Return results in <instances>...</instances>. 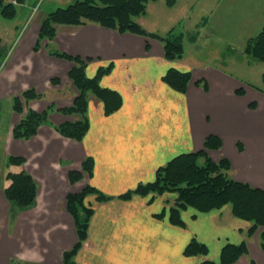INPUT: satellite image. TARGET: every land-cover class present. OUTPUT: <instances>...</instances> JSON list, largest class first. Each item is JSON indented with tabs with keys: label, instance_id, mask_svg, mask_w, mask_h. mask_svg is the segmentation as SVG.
<instances>
[{
	"label": "crops",
	"instance_id": "crops-1",
	"mask_svg": "<svg viewBox=\"0 0 264 264\" xmlns=\"http://www.w3.org/2000/svg\"><path fill=\"white\" fill-rule=\"evenodd\" d=\"M34 6L27 0L19 8ZM168 10L175 14L160 9L150 27L143 20L146 14L138 23L159 35L170 30L183 35L184 55L175 61L165 58L161 43L154 39L92 23L56 25L54 38L48 43L41 41L35 51L40 21L23 34V23H13L17 15L11 20L0 15V47L7 53L0 67V264H60L62 253L77 241L65 199L68 192L84 188L77 191L80 182L109 199L85 198L93 212L75 264L218 262L223 245L242 241L247 253L233 264H264L258 239L247 236L250 223L235 218L229 205L206 213L187 208L180 213V226L168 219L176 198L173 193L120 197L140 184L153 182L157 170L176 156L203 151L209 136L220 143L219 149L206 150L209 158L214 162L225 158L231 179L264 191V92L243 84L222 67L187 55L191 50H186L187 43L196 45L207 21L201 16L186 24L187 8ZM49 48L86 60L88 78L110 66L98 83L121 97L120 107L105 114L102 102L87 95L89 126L81 141L56 131V126L70 120L56 108L70 106L77 95L67 75L75 64L50 55ZM170 69L190 73L184 91L163 80ZM29 88L42 96L30 101L29 108L37 112L49 105L51 108L47 109V123L34 137L16 140L11 131L20 115L12 109V97ZM11 156L25 161L14 167L15 171L24 170L37 183L35 203L26 209L11 206L3 193ZM86 158L93 160L91 176L84 175L62 190L57 188L58 174L81 170ZM71 187L75 189L68 191ZM61 216L68 231L54 230ZM192 238L207 246L206 256L184 255Z\"/></svg>",
	"mask_w": 264,
	"mask_h": 264
},
{
	"label": "trees",
	"instance_id": "trees-1",
	"mask_svg": "<svg viewBox=\"0 0 264 264\" xmlns=\"http://www.w3.org/2000/svg\"><path fill=\"white\" fill-rule=\"evenodd\" d=\"M151 1L156 0H73L66 7L56 8L43 17L39 24L34 50H38L41 41H50L54 38L56 25L92 23L119 33L128 32L154 39L161 43L167 60H179L184 55L182 34L174 33L173 30L164 35L148 32L135 20L146 13L147 3ZM26 3L27 0H0L1 17L7 20L15 18L19 7ZM166 4L172 7L175 0H166ZM48 52L52 56L75 64L68 71V77L77 95L70 107L62 108L60 111L66 116L77 115L80 119L64 122L56 126V131L65 138L81 141L89 126L86 118L88 94L94 95L102 102L105 114L114 112L121 105V97L116 91L102 88L98 83V78L107 74L110 66L99 69L94 78H88L84 71L86 60L52 48H49ZM243 53L254 62H264V28L246 42ZM5 55L6 51L0 47V67ZM189 79V72H180L176 69H170L163 78L169 86L178 91L185 90ZM262 80L264 82V75ZM40 98L41 96L31 88L13 98L12 109L20 115L19 121L12 127L13 139L27 140L34 137L39 127L47 123L46 110L42 112L31 108L24 110L30 101ZM219 147L218 138L207 137L203 151L176 156L157 170L153 182L140 184L120 197L128 199L132 195L173 193L176 198L168 211V219L172 224L180 226H183L180 213L187 208L206 213L229 205L235 218L250 223L246 231L248 237L259 231V247L264 251V191L231 179L227 174L229 163L225 158H221L218 162L212 161L206 150H217ZM200 160L203 162L200 163ZM24 162L23 158L17 156H11L8 159V164L16 168L21 167ZM92 166L93 160L86 158L81 164V170L68 172L69 183L73 185L79 182L84 175L89 178ZM5 178L8 184L3 188V193L11 206L16 209H26L35 203L37 183L30 174L18 169V171H9ZM88 195H95L97 201L109 199L91 185H86L79 192L67 194L66 211L73 220L77 241L71 250L63 253L62 264H75V254L86 238L89 219L93 212L92 208L85 203ZM246 253L245 241L239 244L228 242L221 248L218 262L204 260L199 264H233ZM207 254V246L196 238H192L184 249V255L187 257Z\"/></svg>",
	"mask_w": 264,
	"mask_h": 264
},
{
	"label": "rangeland",
	"instance_id": "rangeland-1",
	"mask_svg": "<svg viewBox=\"0 0 264 264\" xmlns=\"http://www.w3.org/2000/svg\"><path fill=\"white\" fill-rule=\"evenodd\" d=\"M36 1L37 0H32V2L35 3L34 7H36ZM39 1L40 3L35 10L34 8L24 10H22V8H19L17 17L15 18V21L13 23H18V21H21V24H24V26L23 24L20 26L22 28L23 34L27 33L35 23L41 21L47 13L55 10L56 8L66 7L68 4L73 2V0ZM182 7L187 8L189 14L188 16L184 17L183 20L184 22H186V24H192L196 19L199 20L201 16H203L202 18L207 21L203 30L201 31L199 40L196 43L197 46L192 45L191 43H187L186 50L189 47L191 48L187 55L192 54L194 56H197L201 60L205 61L204 63L208 65L222 67L224 71L244 81L243 84L250 85L252 89L257 90L260 93L261 91L264 92V82L262 80V77L264 75V62H254L243 53L246 42L250 38L257 35L264 28V0H175V4L172 7L167 6L166 0L151 1L147 3L148 9L146 10V15L144 14L145 18L143 19L146 23V27H150V25L153 23L152 18L155 12H161L160 9L165 12H172L168 9H178L179 11ZM24 12H27L25 16H23ZM172 14L175 13L172 12ZM142 17L143 16H139L138 18H135V20L138 22V20H141ZM1 19L2 18L0 17V20ZM202 25L204 24L202 23ZM37 28H39V26ZM196 35L197 34H195L194 36ZM44 41L46 40H43V42ZM15 96H18V94ZM251 107H254V105H252ZM28 108L29 105H26L24 107V110ZM49 108L50 105L45 107L43 111H47V109ZM56 111L59 112L60 109L56 108ZM67 117L70 118V120H68L70 122L74 121L75 119H80V117H78L77 115L72 114H69ZM6 167L7 166L5 165V168ZM9 167L10 166L7 167L6 171H9L8 169H11L10 171H15L14 167ZM67 176L68 173L67 175L65 173H62L58 174V177H56V180L58 181L57 188L59 187L60 190L64 189V187L70 184L68 182L69 180ZM86 185L89 184L87 183ZM86 185L84 184V182L77 183V191H79ZM73 188H69L68 191ZM60 212H62V210ZM60 219L61 223H54V230L62 229L64 231H68L69 226L65 223L66 220L63 216H61ZM56 221V217H54L53 222ZM258 237L259 231L257 230L253 234V238L258 239L259 243ZM72 247L67 249L66 251L71 250ZM60 264H62V258Z\"/></svg>",
	"mask_w": 264,
	"mask_h": 264
}]
</instances>
